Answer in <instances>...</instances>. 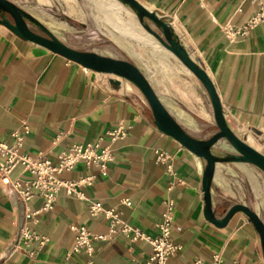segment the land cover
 <instances>
[{"label":"crops","instance_id":"obj_1","mask_svg":"<svg viewBox=\"0 0 264 264\" xmlns=\"http://www.w3.org/2000/svg\"><path fill=\"white\" fill-rule=\"evenodd\" d=\"M137 1L171 24L178 43L211 80L229 128L264 155V23L232 42L222 31L225 24L243 26L255 7L249 0ZM123 7L131 28L123 34L112 23H104L108 30L105 26L107 34L103 36L119 37L118 43L111 38L103 40L108 43L104 46L118 50L122 60L141 71L186 133L208 139L218 129L206 89L178 58L145 32L128 7ZM114 19L120 18L114 15ZM144 22L161 35L158 27L146 19ZM104 77L21 40L0 25V140L13 144L12 134L17 131L23 136L20 153L32 157L40 154L55 164L63 150L75 144L95 143L106 130L123 122L127 133L110 144L114 159L105 176L96 167L87 170L79 163L63 177L77 180L96 174L92 185L82 187V192L104 208L115 209L124 221L150 237L159 234L163 203L172 200L171 234L181 249L167 264H194L196 260L211 264L216 254L220 257L218 264H264L258 234L244 215L236 213L223 228L204 218V161L158 131L140 92L124 82L122 88L121 84L115 88ZM21 120H25L27 134L22 133ZM221 143L229 152L216 148ZM107 144L109 138L103 136L102 145ZM216 144L213 151L234 153L225 147L226 141ZM156 152L169 155L166 163L156 161ZM256 169L250 164H216L210 193L217 219L231 206L243 204L264 222V191ZM21 173L18 168L13 176ZM29 177L27 173L21 175L22 179ZM241 182L249 196L261 197L258 204L234 200V195L240 194L238 189L245 197ZM124 199L130 206L122 204ZM42 203L36 195L23 205L0 184V264H83L82 255L66 257L74 242L70 226L84 225L92 234L107 233V219L91 218L85 202L66 196L60 189L53 210L31 225L48 239L46 245L33 258L13 252L25 207L33 211ZM93 246L92 264H140L150 253L144 242L129 243L121 234L94 241Z\"/></svg>","mask_w":264,"mask_h":264},{"label":"built area","instance_id":"obj_2","mask_svg":"<svg viewBox=\"0 0 264 264\" xmlns=\"http://www.w3.org/2000/svg\"><path fill=\"white\" fill-rule=\"evenodd\" d=\"M249 2L255 7V10L243 26L234 27L231 24L222 26V31L228 41L232 42L237 37H245L256 26L264 23V0H249ZM237 12H241V8H238ZM168 24L171 27L169 22ZM83 70L89 71L85 68ZM21 125L22 133L27 134L28 127L25 125V120H21ZM126 133L127 128L123 122H119L114 128L106 130L103 135L109 138V144L102 145L103 136H101L95 143L72 145L57 156V163L55 164L40 154L32 157L20 153L23 136L17 131L12 134L13 144L9 145L0 140V184L12 191L23 205L36 195L43 200L41 207L37 210L32 211L25 207L23 222L13 252L22 253L30 258L39 254L48 239L37 234L31 225L36 224L43 213L53 210L60 189H64L66 196H73L87 204L88 214L91 218L103 217L109 222L106 234H92L84 225H71L70 231L74 235V242L71 249L66 253L67 258L73 254L82 255L85 258L83 264H92L94 241L111 239L116 234H121L129 243L144 242L150 247L148 258L140 264H167L168 260L178 253L181 247L173 241L171 234V211L174 206L172 200L163 203L161 222L158 224L159 234L156 237H150L138 228L129 225L115 209L104 208L100 202L89 199L82 192V187L92 185L96 174L90 173L77 180H68L63 177L66 172H70L79 163H83L87 170L96 167L98 173L105 176L108 164L114 159L110 144L123 139ZM168 159L167 153L156 152L158 163L164 164ZM18 168L30 177L22 179V173L13 176ZM166 170L171 173V166L167 165ZM179 183L181 182L179 181ZM121 202L125 206H130L127 199ZM219 262V255H214L211 264H218ZM194 264H201V261L196 260Z\"/></svg>","mask_w":264,"mask_h":264},{"label":"water","instance_id":"obj_3","mask_svg":"<svg viewBox=\"0 0 264 264\" xmlns=\"http://www.w3.org/2000/svg\"><path fill=\"white\" fill-rule=\"evenodd\" d=\"M128 7L136 16L142 28L152 36L162 47L172 53L204 86L211 100L217 132L208 139H196L186 133L182 127L168 113L149 82L141 71L131 62L97 54L95 52L73 49L57 39L37 18L9 0H0V25L6 27L15 36L50 51L64 59L73 62L82 68L102 75H111L117 79H109L115 88L121 80L130 83L145 99L154 120V125L162 134L177 141L183 148L197 158L204 161L201 189L204 201V218L217 228H223L236 214L241 213L250 223L259 237V245L264 261V222L249 207L243 204L231 206L224 216L217 219L212 210L210 186L216 164L242 163L250 164L264 173V155L240 139L227 125L222 106L215 88L206 72L200 69L189 57L185 48L180 45L174 36L168 22L156 13L145 8L137 0H116ZM148 20L161 30V35L154 32L144 20ZM30 25L38 33L30 29ZM120 80H119V79ZM224 140L234 149V153H218L212 150L214 145Z\"/></svg>","mask_w":264,"mask_h":264},{"label":"rangeland","instance_id":"obj_4","mask_svg":"<svg viewBox=\"0 0 264 264\" xmlns=\"http://www.w3.org/2000/svg\"><path fill=\"white\" fill-rule=\"evenodd\" d=\"M9 1L33 15L35 18L38 19L39 17L40 21L51 30L54 36L67 46L76 50L95 52L103 56L121 59L119 51L116 49L109 50L104 46V44L108 43L103 41L107 40V38H111L112 41L118 43L119 37L109 36L106 38L102 35L107 34L105 29L106 25H104L106 22L112 23L113 27L123 34H128V29L131 28V26L128 24H131L132 22L127 21L124 17V10L126 9L116 0H111L114 3L115 9H109L104 6V3L109 0ZM114 15L120 18L119 21L114 19ZM95 17L98 21L95 20ZM94 28L98 29L95 30ZM124 28L127 31H124ZM33 29L37 30L35 27H33ZM130 86L135 92H139L131 84ZM216 146L218 150L229 152L228 149L222 146V143L221 145L216 144ZM225 147L230 148L234 152L231 146L225 145ZM256 170L260 173L259 179L262 183V191H264V173H262L259 169ZM240 186H242L243 190L245 191V197L243 196L241 189H238L240 194L236 193L234 195L233 198L235 201H243L251 206H255V204H258L262 200L261 197H258L257 195L256 198L249 196V194L246 193L244 184L242 182ZM261 217L264 220L263 213H261Z\"/></svg>","mask_w":264,"mask_h":264},{"label":"bare ground","instance_id":"obj_5","mask_svg":"<svg viewBox=\"0 0 264 264\" xmlns=\"http://www.w3.org/2000/svg\"><path fill=\"white\" fill-rule=\"evenodd\" d=\"M101 2V1H100ZM99 2V3H100ZM104 2V1H103ZM103 4V3H102ZM104 6L105 7H107V8H109V9H115V6H114V3L111 1V0H109V1H106L105 3H104ZM40 21V20H39ZM41 22V21H40ZM44 26H46L43 22H41ZM46 28L51 32V30L46 26ZM52 33V32H51ZM53 34V33H52ZM54 35V34H53ZM103 76H105V77H109V78H113V79H115L114 78V76H111V75H103ZM117 79V78H116ZM119 79V78H118ZM120 80V79H119ZM123 82L124 83H127V82H125V81H123V80H121V88H122V85H123ZM127 84H129V83H127ZM130 85V84H129Z\"/></svg>","mask_w":264,"mask_h":264},{"label":"flooded vegetation","instance_id":"obj_6","mask_svg":"<svg viewBox=\"0 0 264 264\" xmlns=\"http://www.w3.org/2000/svg\"><path fill=\"white\" fill-rule=\"evenodd\" d=\"M29 27H30V29L33 30L34 32L38 33V30L33 29V26H32V25H30Z\"/></svg>","mask_w":264,"mask_h":264},{"label":"trees","instance_id":"obj_7","mask_svg":"<svg viewBox=\"0 0 264 264\" xmlns=\"http://www.w3.org/2000/svg\"><path fill=\"white\" fill-rule=\"evenodd\" d=\"M81 51V50H80Z\"/></svg>","mask_w":264,"mask_h":264}]
</instances>
